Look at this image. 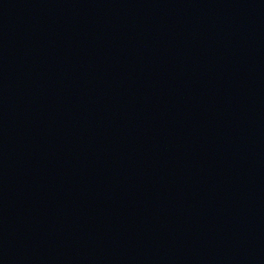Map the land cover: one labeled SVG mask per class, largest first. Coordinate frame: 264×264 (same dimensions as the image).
I'll list each match as a JSON object with an SVG mask.
<instances>
[{"label": "water", "instance_id": "water-1", "mask_svg": "<svg viewBox=\"0 0 264 264\" xmlns=\"http://www.w3.org/2000/svg\"><path fill=\"white\" fill-rule=\"evenodd\" d=\"M0 264H264V0H0Z\"/></svg>", "mask_w": 264, "mask_h": 264}]
</instances>
